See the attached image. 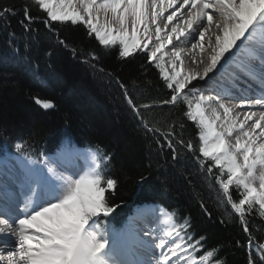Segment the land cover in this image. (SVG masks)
<instances>
[{
	"label": "snow or ice",
	"instance_id": "snow-or-ice-1",
	"mask_svg": "<svg viewBox=\"0 0 264 264\" xmlns=\"http://www.w3.org/2000/svg\"><path fill=\"white\" fill-rule=\"evenodd\" d=\"M31 4L46 13V26L83 24L104 50L118 48L121 59L145 53L170 96L159 105L138 107L125 90L127 104L137 116L140 108L183 105L184 115L198 129L196 159L212 175L220 202L239 218L246 233V216L264 218V0H31ZM20 11L24 15L20 23L29 30L34 18L28 4L19 10L14 5L0 7V20ZM174 39L181 44L195 41L192 52L206 54L198 61L202 71H185ZM58 42L69 46L66 40ZM169 46L171 54L165 51ZM72 53L94 69L92 62L100 59L96 51L85 54L72 48ZM218 74L211 89L194 83H207ZM244 81L253 82L255 89L242 88ZM206 90L217 94L205 95ZM225 99L238 103L229 107ZM35 103L45 110L56 107L51 99L37 97ZM236 109H247L243 119ZM141 123L148 131H159L149 128L143 117ZM174 127L170 125L163 136L175 162L178 149L195 154L197 145L176 138ZM233 136L235 143L229 139ZM13 148L0 145V264H225L219 258L221 247H209L206 235L197 238L191 218H178L174 211L142 208L119 230L102 226L98 221L107 220L118 207L109 199L118 180L109 175L111 154L101 148L75 150L64 142L55 153L35 157L24 140ZM200 204L210 218L203 201ZM151 224L156 226L147 227ZM256 247L264 264V243ZM248 264H256L251 255Z\"/></svg>",
	"mask_w": 264,
	"mask_h": 264
},
{
	"label": "trees",
	"instance_id": "trees-1",
	"mask_svg": "<svg viewBox=\"0 0 264 264\" xmlns=\"http://www.w3.org/2000/svg\"><path fill=\"white\" fill-rule=\"evenodd\" d=\"M25 4L34 18L29 30L20 23L22 11L0 20V145L14 151L13 145L24 140L34 157L51 155L64 142L73 148L99 147L111 154L109 175L118 180L115 195L109 197L118 207L107 220L98 221L102 226L119 230L134 206L156 204L178 218L190 217L195 236L206 235L209 247L219 245L225 264H248L249 255L262 264L256 245L264 243V218L246 216V233L239 218L220 202L212 175L199 169L198 154L180 148L174 162L164 144L163 133L174 124L176 138L198 146L197 129L184 115L185 107L140 108L137 116L127 104L125 90L138 107L159 105L170 96L147 55L137 52L121 59L118 48L104 50L83 24L52 22L49 27L46 13L31 0H0V7L14 5L18 10ZM58 38L69 46H62ZM72 48L85 54L96 51V68L74 57ZM37 97L51 99L56 107L43 109L35 103ZM141 117L159 131L146 130ZM214 173L218 174L215 169Z\"/></svg>",
	"mask_w": 264,
	"mask_h": 264
},
{
	"label": "bare ground",
	"instance_id": "bare-ground-1",
	"mask_svg": "<svg viewBox=\"0 0 264 264\" xmlns=\"http://www.w3.org/2000/svg\"><path fill=\"white\" fill-rule=\"evenodd\" d=\"M171 12V9L168 10V13ZM101 22H103V14H101ZM161 27H163V22H161ZM171 28V25H169V30ZM188 42V46H189V49H188V52H187V57L186 59H183L184 60V69L185 71H189V72H196V71H202V65H199L198 64V61L203 57L205 56L206 54H202L199 52V50H195V52H192V49H191V44L194 43L195 41H186ZM174 44H181L179 42H176L175 39H174ZM170 48V46L168 47ZM166 48L165 51L168 49ZM169 54H171V51H169ZM239 55V54H238ZM193 57L195 58V60L197 61V63H193ZM165 63L167 65L168 63V58L166 57L165 58ZM177 65L179 67V61L177 62ZM171 70V69H170ZM226 71V70H225ZM217 76H220V74H218ZM215 77V76H214ZM197 84V87L201 88L202 90L203 89H211L213 87H215V85H212V82L211 81H208L207 83H205L204 81H198V82H194ZM211 93L213 94L214 91H210V90H206L204 91V94L207 95V94H210ZM216 93V92H215ZM214 93V94H215ZM225 104H227L229 107L233 106L234 104H237L238 103V100H233V99H225ZM236 111L240 112V119H243V113L244 111H247V109H236ZM233 115H235V112L233 113ZM221 116H223V111L221 110ZM238 134V133H237ZM231 140L232 143H235V137H231L229 138ZM73 158L69 159V161H71ZM82 161V160H81ZM80 161V162H81ZM157 209L156 206H150L148 207V209ZM160 223L163 224L164 223V219L161 217V220H160ZM147 226H152V227H155L156 225L155 224H151V225H147ZM146 258V257H145Z\"/></svg>",
	"mask_w": 264,
	"mask_h": 264
},
{
	"label": "rangeland",
	"instance_id": "rangeland-1",
	"mask_svg": "<svg viewBox=\"0 0 264 264\" xmlns=\"http://www.w3.org/2000/svg\"><path fill=\"white\" fill-rule=\"evenodd\" d=\"M95 38V37H94ZM195 125V124H194ZM196 126V125H195ZM196 128V127H195ZM198 143H199V140H198ZM198 143H196V144H198ZM75 150H81V149H75ZM196 154H198V147H197V153ZM67 158L68 159H71V158H73V153L72 152H69L68 154H67ZM79 164L80 165H82L83 164V161H79ZM199 169L201 170L202 168L200 167V165H199ZM203 170H205V169H203ZM210 176V175H209ZM212 178V177H211ZM163 218V217H162ZM130 220V219H129ZM147 227H152V226H147Z\"/></svg>",
	"mask_w": 264,
	"mask_h": 264
}]
</instances>
